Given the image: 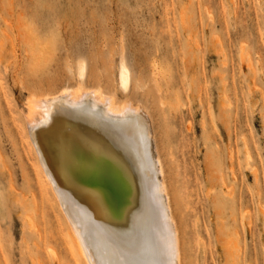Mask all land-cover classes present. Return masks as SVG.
<instances>
[{
	"label": "rangeland",
	"instance_id": "rangeland-1",
	"mask_svg": "<svg viewBox=\"0 0 264 264\" xmlns=\"http://www.w3.org/2000/svg\"><path fill=\"white\" fill-rule=\"evenodd\" d=\"M62 87L144 111L182 264H264V0H0V264H81L26 121Z\"/></svg>",
	"mask_w": 264,
	"mask_h": 264
},
{
	"label": "bare ground",
	"instance_id": "bare-ground-1",
	"mask_svg": "<svg viewBox=\"0 0 264 264\" xmlns=\"http://www.w3.org/2000/svg\"><path fill=\"white\" fill-rule=\"evenodd\" d=\"M84 74L79 63L77 75ZM116 78L127 90L125 63L118 65ZM27 103L40 191L46 195L51 189L59 202L72 255L81 264H182L166 167L155 154L141 107L117 103L97 89L64 87L31 93ZM34 230L42 241L44 235Z\"/></svg>",
	"mask_w": 264,
	"mask_h": 264
}]
</instances>
